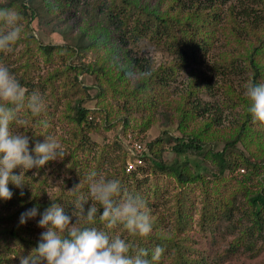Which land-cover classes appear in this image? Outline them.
Segmentation results:
<instances>
[{
	"label": "rangeland",
	"instance_id": "1",
	"mask_svg": "<svg viewBox=\"0 0 264 264\" xmlns=\"http://www.w3.org/2000/svg\"><path fill=\"white\" fill-rule=\"evenodd\" d=\"M93 1L78 0V3L89 10ZM151 1L161 7L167 4V0ZM62 2L65 4L66 0ZM263 2L224 0L220 4L221 17L216 27L214 49L205 55L207 65L203 67L209 76L201 78L208 81L210 89L199 77L195 86L197 96L209 107V112L201 120L216 116L221 122L207 132L206 141L216 142L215 149H220L223 140L233 133L230 124H235L244 111L242 98L251 102L253 71L249 64L246 65L244 56L247 48L260 45L256 33H261L264 28ZM37 6L45 19L36 18L29 22V18L20 14L18 2L0 0V264H102L104 258L123 253L131 240L130 232L135 229L178 235L188 256L203 258L208 264H264L263 235L251 237L254 244L251 249H229L238 229L249 224L245 218L231 222L224 214H219L213 222L205 219L201 225V200L206 192L200 184H180L172 175L144 171L145 167L133 176L122 172L123 149L118 147V140L126 148L136 139L140 140L148 153L146 144L162 136L163 130L176 135L180 133L177 129L178 110L184 101L182 95L188 91V83L197 77L190 70H196L195 67L179 66L175 62L173 69L167 67L165 72L172 77L167 81L168 93L159 98L157 107L131 106L132 101H127L121 92L105 89L98 105L107 110V120H99H104V125L100 124L91 133L93 142L89 150L80 148L73 153L74 123L69 117V104L81 96L86 106H99L95 87L87 91L92 98L84 91L83 94L75 91L69 84V91L64 93L62 82L73 83V73H66L65 64L73 60L93 65L105 59L103 64L109 65L112 61L104 57L103 49H87L71 59H62L56 51L44 55L38 43L70 44L79 33L78 26H71L72 21L81 22L82 17L90 18V15L86 10L80 14L72 8L68 16L70 4L55 7L53 13L47 11L43 0H37ZM57 20L60 22L53 25ZM127 46L145 66L158 67L174 61L172 54L151 43L127 42ZM224 56H234L238 73L230 72L231 64L227 69L209 70L216 67L215 63L209 64L215 60L218 64ZM254 56L260 63L259 83L264 85V47ZM116 59L121 65V57ZM22 76L32 80L33 85H26ZM78 78L88 87L96 85L93 74ZM131 84H134L133 80ZM229 86L236 97L227 91ZM261 100L260 112L264 115V88ZM124 117L128 121L126 126L121 120ZM199 125L200 119L191 121L189 127ZM263 139L248 137L238 146L251 161L259 163L264 160ZM162 144L160 140L153 147ZM164 146L167 148L168 145ZM174 156L169 150L163 152L167 162ZM188 158L190 171L196 169L195 160L198 164L205 161L213 168L218 166L214 155L204 160L200 155H188ZM143 164L141 160L139 165ZM239 172H226L225 179L216 187H224L227 194L226 189L235 188L238 183L250 184L254 190L264 185L262 171L261 175H252L247 180L244 178L248 169ZM212 184L209 189L215 187V183ZM180 205L188 220L177 233L173 228L176 208ZM236 212L234 218L238 216ZM98 214L101 221L92 225L82 244L74 241L64 246L58 261L45 254H34L32 242L48 243L66 230L78 229L88 223L91 216L96 218ZM132 261L129 259L127 264H133Z\"/></svg>",
	"mask_w": 264,
	"mask_h": 264
},
{
	"label": "trees",
	"instance_id": "2",
	"mask_svg": "<svg viewBox=\"0 0 264 264\" xmlns=\"http://www.w3.org/2000/svg\"><path fill=\"white\" fill-rule=\"evenodd\" d=\"M15 1L19 3L20 14L29 18V22L36 18L45 19L37 6V0ZM43 2L50 13H53L55 7L62 8V5L68 4L69 6L70 4L68 16L71 15L72 8L78 10L80 14H83V10L87 9L79 5L78 0H66L65 4L62 0H43ZM223 2L224 0H167V4L161 7V4H153L151 0H94L91 8L86 10L89 12L90 18L82 17L81 22L72 21L73 23H71L73 27L78 26L77 30L79 31L78 36L73 38L74 41L65 45L38 43L37 46L44 55L49 56L52 51H56V54L62 59L64 57L71 59L75 55H82L81 53L87 49H103L104 57L112 61L109 65L103 64V61L106 63L105 59L93 65L73 60L65 64L66 73H73V83L62 82L64 93L69 91L68 87L70 86L82 94L84 91L85 95L92 98L87 91L95 87L96 104L99 106L95 108L86 106L81 96L75 98L73 104H69L71 110L69 117L74 123L72 130V135L75 138L73 153L80 148L85 151L89 150L93 142L91 133L104 122V120L103 122L99 120L103 118L107 120V110L105 111L103 106L98 105L99 97L107 89L121 92L127 101H132L131 106L140 107L142 105L144 109L146 106L157 107V104L160 103L159 98L168 93L167 81L172 76L165 72L167 67L173 69L175 63L179 66L195 67L196 70H190L197 77L188 83V91L182 95L184 101L178 110L177 129L180 133L176 135L163 130L164 136H159L146 144L149 148L148 153L145 150L140 155L144 164H138L129 171L126 170V163L135 157L130 155L125 144L118 140V147L123 149L121 169L124 174L133 176L145 167L144 171L150 170L153 173L172 175L180 184H200L206 192L201 200V225L205 219L213 222L219 214H224L231 222L233 219L237 222V219L245 218L249 224L242 225L238 229V233L232 238L229 249L235 250L239 247L251 249L254 246L250 240L251 237L255 234L264 237V185L254 190L250 184L238 183L235 188H227V194L224 193V187L216 186L225 179L226 172L233 174L236 170L239 172L240 169H248L249 172L244 178L246 180L252 175H261V171L264 176V160L259 163L251 161L246 152L238 146V143L245 142L248 137H255L258 140L264 138V115L260 112L262 110L261 91L264 85L259 83L261 81L260 63L254 56L255 52L264 47V28H261V33H256L260 45L251 49L247 48L244 56L246 65L249 64L253 71V79L250 81V88L254 90L251 102L249 103L245 97L242 98L245 105L244 111L240 113V118L236 120L235 124H230L233 133L229 138L223 140L220 149H215L216 142L211 144L206 141L207 132L211 127H215L221 122L216 116H208L201 120V117L209 112V107L207 102H203L197 96L195 86L198 84V77L203 82L205 80H201V78L206 79L209 76L203 69L207 65L205 55L214 49L217 37L216 27L219 25L221 17L220 4ZM262 4L264 8V2ZM232 21L234 22L235 19ZM59 22L60 20H57L53 25ZM262 34L263 39H261ZM127 42L130 44L146 42L160 46L172 54L174 61L158 67L145 66L137 56L130 53L131 50L127 46ZM118 57L122 59L121 65L116 62ZM223 59L218 64L216 60L209 64V66L216 64L215 68L211 67L209 70L227 69V66L231 64L230 72L238 73L234 56H224ZM113 66H115L114 69ZM84 74H93L96 85L91 87L84 85L78 78ZM257 77H259L258 80ZM21 79L29 86L34 83L23 76ZM132 80L134 84H131ZM129 84L130 86H127ZM205 85L207 88L210 87L208 81H205ZM227 91L236 97L230 86ZM126 118L121 119L124 126L128 125ZM199 119V126L189 127L191 121ZM1 124L0 121V129ZM160 140L163 144L153 147ZM136 141L140 142L137 139ZM164 144L168 145L167 148ZM168 150L175 154L170 162L163 158V152ZM128 155L130 157H127ZM188 155H200L202 160L214 155L218 159V166L213 168L206 165L205 161H200L198 164L195 160L193 165L196 169L190 171L189 164L191 162ZM183 157L185 158L180 160ZM212 182L215 183V187ZM210 183L213 185L212 189L208 187L211 185ZM178 199H180L179 196ZM235 210L238 214L237 218H234ZM91 217L88 223L76 230H66L48 243L41 240L32 242L34 254H45L58 261L61 258L60 250L64 246H68L74 241L82 244L83 237L89 234L92 225L101 221L100 214L96 218ZM175 219L176 225L173 226V229L178 233L188 220L181 205L176 208ZM130 233L131 240L124 247L123 253L104 258L102 264H127L129 259H133V264H208L203 258L196 259L188 256L178 235L176 237L162 231L151 232L144 229H135ZM66 262L68 261L66 260Z\"/></svg>",
	"mask_w": 264,
	"mask_h": 264
},
{
	"label": "built area",
	"instance_id": "3",
	"mask_svg": "<svg viewBox=\"0 0 264 264\" xmlns=\"http://www.w3.org/2000/svg\"><path fill=\"white\" fill-rule=\"evenodd\" d=\"M127 150L130 155L135 157L132 161L128 160L126 163V170L129 171L141 163L140 155L146 150V146H144L141 142L133 141L127 145Z\"/></svg>",
	"mask_w": 264,
	"mask_h": 264
}]
</instances>
